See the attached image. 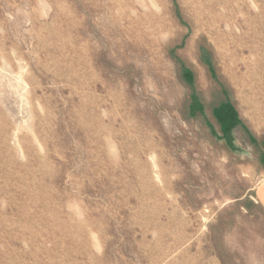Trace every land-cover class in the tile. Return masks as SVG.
<instances>
[{"label":"rangeland","instance_id":"obj_1","mask_svg":"<svg viewBox=\"0 0 264 264\" xmlns=\"http://www.w3.org/2000/svg\"><path fill=\"white\" fill-rule=\"evenodd\" d=\"M263 181L264 0H0V264H264Z\"/></svg>","mask_w":264,"mask_h":264},{"label":"crops","instance_id":"obj_2","mask_svg":"<svg viewBox=\"0 0 264 264\" xmlns=\"http://www.w3.org/2000/svg\"><path fill=\"white\" fill-rule=\"evenodd\" d=\"M263 192H264V181L260 184L256 193V197L258 199L259 205H261V207L264 210V197L262 196Z\"/></svg>","mask_w":264,"mask_h":264}]
</instances>
